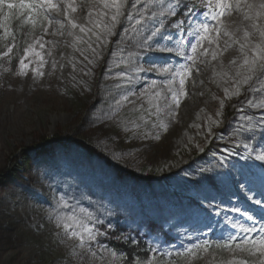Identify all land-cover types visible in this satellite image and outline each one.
Returning <instances> with one entry per match:
<instances>
[{"label":"rangeland","instance_id":"rangeland-1","mask_svg":"<svg viewBox=\"0 0 264 264\" xmlns=\"http://www.w3.org/2000/svg\"><path fill=\"white\" fill-rule=\"evenodd\" d=\"M170 2L174 3L175 0H165V6ZM75 3L78 9L74 14L77 22L89 28H92V25L87 23V14L92 9L96 17H101L99 14L101 10L103 13H110L102 4H98L97 0H75ZM134 3L137 7L131 8V14L136 17L138 12L143 13V23L135 25V19L127 23L120 36L119 45L122 47L133 49L146 45L152 37L147 35V39L142 35L148 23L155 21L153 27L158 26L163 33L177 26L173 23L176 17L166 15L159 19L161 18L158 15L161 10L159 0H151V2L135 0ZM182 3H189L190 7L192 4L197 5L194 11L179 17L190 21L192 24L190 29L185 24L182 28L175 27L177 29L172 30L175 38H171L163 47L172 48V52H161V48H150L154 53L162 56L170 54L169 57L158 62L160 59L156 61L152 56H147L141 63L142 67H139L136 61L128 67L133 77L140 78L143 74H148L150 77L147 80L163 84V90L157 85V88L148 87L150 90L146 88L141 92H152L155 99L157 92L162 94L157 103L163 109L161 116L167 119V130L159 125H152L154 118H157L155 107L151 109V105L145 104L144 108L139 109L136 105H132L135 104L134 101L125 103L117 116L103 123L87 125L85 116L89 111L88 93L94 81L96 79L100 81L103 77L101 70L105 69V63L99 59L94 62L100 42L96 40L93 32H91L93 37L89 41L79 29L70 27L65 29L63 36L58 33L52 35L51 33L56 32V26H52L49 33L43 36L42 42L45 48L40 49L37 46V51L42 53L45 62L41 66L35 56H30L25 61L29 64V68L27 75L24 76L17 75L18 53L15 50L11 63L7 58L0 59V200L3 199L5 192L13 189L19 193L15 192L16 200H30V198L39 200L42 191L31 177L38 173L34 167L35 160H40L38 168L41 169L43 164L51 167L52 174H59V179L53 182L51 173L44 176L40 172L39 182L42 184L43 181L54 188L58 203L66 204L63 208L69 210L72 218L84 220L88 227L98 231L97 239L88 242V250L85 252L84 249L75 246L78 241L69 238L71 231L81 230L72 218L65 221L69 224V228L65 230L62 226L57 227L58 220L46 219L43 216L49 212L46 206L36 205L35 211L38 216H32L29 226L37 233L46 232L43 249L48 250V253L43 259V264H130L113 249L114 243L122 242H142L148 248L145 261L131 264H147L148 260H153L156 264H227L233 259H248L253 264H258L260 259L258 255L230 252L215 247L216 244L227 242L232 235L210 237V234L216 231L219 213L214 226L209 228L208 232L202 229L199 232H190L188 237L182 238L185 234L181 229H178L180 233L176 237L172 235L170 225L160 221L153 222L147 209L138 215L135 208L130 209L127 205L130 202L135 207L141 203V200L144 202L141 198L142 191H150L153 187L163 185L164 182L172 179L171 176L178 178V175L184 174L181 180L186 176L190 177L191 174L184 171L196 161H201L199 159L211 146L208 143L211 136L224 135L231 121L235 126H232L233 131L227 135L228 145L248 143L255 135L252 132L245 133L249 124L243 123L244 119L238 117L239 110L242 111L243 107L249 106L245 102V97L239 95L233 98V102L227 101L225 105L221 103L223 96L220 94L221 91L218 92L219 57L227 62L233 60L234 53L231 47L222 51L216 61H213L210 55L208 57L198 55L197 64L192 66L191 76L185 85L187 95L180 97L181 103L178 108L172 105L175 115H169V109L163 108L164 96L168 97L169 104L172 103L171 94L165 87L166 82L171 78V73L164 72L163 69L175 70L181 65L191 64V61L176 53L179 50L191 54L189 41L195 43L196 39L194 35H189V32L198 27L200 21L204 19L199 7L200 0H182ZM18 11L13 10V16L7 24L10 30L15 31V45L18 49H22L24 41L32 42L34 36L41 34V30L37 26L35 31L31 32L30 26L18 16ZM152 12H156L157 16L153 18ZM5 14L7 9L0 13V21ZM103 16L106 22H110V14ZM123 16L124 13L120 17V23L124 21ZM241 19L234 14L232 17H226L225 22L230 20L239 22ZM100 20L102 21V17ZM234 28L235 25L233 30ZM96 30L95 32L100 31ZM119 30L115 28L113 32L117 34ZM69 31L73 35H68ZM102 39L108 44L115 41L110 36H104ZM225 39L227 38L222 37L221 44ZM103 45L101 49L104 54L107 46ZM205 46H207L206 42ZM93 48L95 55L92 52ZM0 49H3L2 42ZM89 60L92 63H89ZM125 60L129 61L128 58L119 59L120 66ZM36 69L43 75H37ZM88 73L93 75L92 78H89ZM173 87L179 88L178 78ZM247 88L248 85L240 86L243 96L247 93ZM249 96L253 102L264 99L262 93L248 94ZM147 99H150L149 95ZM233 106L235 107L232 108ZM146 109L155 114L147 115ZM204 116H213L210 117L211 123L203 122ZM145 117L146 122H144ZM157 134L159 140L155 139ZM75 161L78 164L82 163L84 169L77 168L74 165ZM195 175L201 178L204 173L195 172ZM168 183L172 184V181ZM121 203L126 204L125 207H120ZM143 205H148L149 208L152 206L148 202ZM241 208L243 209L244 206ZM81 209L85 211L81 212ZM86 214H92L93 220H88ZM167 223L174 224V221L169 220ZM242 226L255 227L259 231L264 227V222L253 224L250 221L248 226L246 224ZM244 235L237 228L233 232V236L237 238ZM248 235L253 236V233ZM17 236L14 242L10 241L9 236H4L7 245L4 246L5 249L0 245L2 248L0 264H13L11 261L5 262V254L24 247L30 241L29 233L26 231ZM236 242L239 240L234 241ZM205 243L211 245V249L208 252L194 249L197 253L196 258L190 257L186 252V249L193 248L194 245L203 246ZM92 252L96 253L95 257L91 255ZM113 252L116 253L115 257L112 255ZM35 259H39L38 263L42 264L40 258Z\"/></svg>","mask_w":264,"mask_h":264},{"label":"trees","instance_id":"trees-1","mask_svg":"<svg viewBox=\"0 0 264 264\" xmlns=\"http://www.w3.org/2000/svg\"><path fill=\"white\" fill-rule=\"evenodd\" d=\"M134 2L135 0H127V4L123 9V13L125 14V16H123L124 21L119 23L116 27L120 29L117 33L118 36L116 33L110 36L115 40L114 43H103L107 46V51L104 54L103 50L101 49L104 47V45L98 43L99 45L96 49V57H94V62L99 59V61L105 63V69L101 70L103 77L100 79V81L98 79L94 81V84L88 93L89 111L85 116V122L87 125L92 126L96 123H103L104 121L109 120V118L111 119L114 116H117L120 109L123 108L125 103L129 101H134L135 104L132 105H136V108L142 109L145 107V104H148V106L151 105L152 109L154 104L157 103V99H155L152 92L147 93L145 91L142 93L141 91H144L146 88L147 90H150L148 87L157 88V85L163 90V84L152 80H147L148 77H150L148 74H143L140 78L133 77L132 73L128 70V67L134 61L138 63L139 67H142L141 63L146 60L147 56H152V58L156 61L160 59L158 62H162L166 57H169L170 54H167V56H162L159 53H154V50L151 49L163 48L166 45V42H168L173 37L175 38L174 34H172V30L174 31V29H177L178 26H175L177 28L173 27V29L169 31L167 30L166 33H163V30L160 29V31L153 36L152 32L156 28L155 26L153 27V25H155L156 22L151 21L152 23H148L147 28L142 31L144 38H147V35L152 36L149 38L150 41H148L146 45L143 44L144 46L142 45L133 49H128L126 46L122 47L119 45L120 36L122 35V29L124 30L127 27V23L129 22L127 16L132 12L131 4ZM90 12L92 13L93 19L98 18L100 20L102 17V21L106 22L102 10L99 13L101 17H96L95 11H93V9ZM160 17L161 18L159 19H162V17L165 16ZM187 21L188 23H186V25L192 26L190 21ZM186 29H188L187 26ZM95 31L97 30L93 29L92 32ZM86 36L88 37L87 39H89V41L93 37L91 32H89ZM231 48L233 49L234 59L237 61L236 65H230V62L224 61L219 57L220 74L218 80V92L221 91L220 94L223 96V105H225L227 101L233 102V98L236 97L226 96L225 89L227 88L230 93L235 91L236 86L230 77L234 75V71L232 70L237 68L242 62V57L236 50L238 46L233 44ZM178 49H180V47ZM150 52L152 54H150ZM123 58H128L129 61L125 60L122 66H120L121 62H119V59L123 60ZM171 58L175 59L172 56ZM220 65H224L225 69H232L229 71L227 77L222 75ZM88 75L89 78H92L93 76L91 73H88ZM242 94L243 93L240 91V96L243 98L245 97L246 101V99L250 98V96L248 97V94L253 93H249L247 91V95L245 94V96H243L244 94ZM148 95L150 99H147ZM124 97H127V100H125ZM258 103V101H254V104ZM234 107L235 106L232 108ZM242 109L244 110H239L238 117L244 119L243 123H252L255 125L256 122L259 121L262 116H264V108L245 106ZM146 110L147 115H153L157 113H150V110ZM162 111L160 112L161 114ZM160 113H157V118H154L152 125L160 126L161 122L168 125L167 119H164ZM210 117L213 116H204L203 122L206 121L211 123ZM145 120L146 117L144 118V122H146ZM232 126H235L233 125V121L229 123V128L223 133L224 135L211 136L208 141L209 145L211 146L209 150H207L206 154L201 159H199L201 161H196L184 171L191 174L190 177L186 176L184 180H181L180 178L184 176V174L178 175V178L171 176L172 179L169 178L170 180L164 182L163 185L153 187L150 191H142L141 198H143L144 202L141 200V203L137 204L135 207H133V205L128 202V207H130V209L135 208L138 215H141V213L145 212L144 209H147V211L150 212V216H152L153 222L160 221L161 223L170 225L172 235L178 237V234L180 233L178 229H181L185 234L182 236V238H184V236L188 237L190 232H199L202 229L208 232V229L214 226L213 224H215L219 213V219L216 222V228L217 226L223 227L224 231L222 235L228 234V229H231L232 225L237 222L236 217L239 216V214L227 211V209L240 207L238 205L240 197L244 198L247 197V195H252V193H247V189L234 186L232 182L222 180L221 177L229 172L235 176L237 175L238 171L247 172L251 170L258 173L261 168H264V165L261 163V161L255 159V156L258 153L264 152V130L257 127L256 131L252 132L255 135L250 141H248V143L230 146L226 140L228 138L227 135L233 131ZM248 132L249 131L247 130L245 133L247 134ZM245 144H247L249 147L246 148ZM244 157L248 158L245 159ZM73 160L75 159L73 158ZM39 162L41 161L35 160L34 167L38 173L31 177L34 183L37 182L36 185L38 186L39 190L42 191V196L39 197V200H33V198H30V200H16L15 192H18L15 189L7 193L5 192L3 199L0 200V245L3 246V249H5L4 246L7 245L6 242H4L6 241L4 239L6 237L4 236L6 235L9 236L10 241L13 242L18 237L17 235L19 233L23 234L26 231L30 236V241L28 240L29 244L27 243L24 246L25 248L22 247L15 249L14 251L12 250L8 254H5V262L11 261L13 264H39L37 261L39 259L36 260L35 258H40V262L43 264V259L48 253V250L44 251L45 249H43L46 238L44 236L46 232L37 233L35 229L29 226L32 216H38V213L35 211L36 205H43L48 208V214L43 215L46 219L53 218L58 220V218H63L65 222L72 218L68 212L69 210L63 208L66 206V204L62 202L58 203V200L56 199L57 193L54 191V188H52L49 184L43 183V181L42 184L39 182L40 172H42L41 175L44 176L45 174L50 175L51 173V177L53 178L52 180H54L53 182L59 179V174H52L53 169L49 166L47 167V165L44 164L41 165V170L38 168V166H40L38 164ZM74 165L79 169H84L85 167L82 163L78 164L76 161ZM202 170L204 175L203 177L198 178L195 175V172L200 173ZM184 172L182 171V173ZM44 179H46V177ZM169 181H172V184H169ZM47 192L50 194H47ZM127 193L128 191L126 190L125 194L127 195ZM150 193L153 195L149 196ZM147 202L152 205L151 208H149L148 205H143V203ZM124 205L121 203L120 207H125ZM169 220L174 221V224L167 223ZM210 237L212 238V236ZM191 240H193V238ZM113 249L116 253H118V255L122 257L123 260L129 262L130 264L135 262H143L148 256V248L142 242L114 243ZM0 250H2V248H0Z\"/></svg>","mask_w":264,"mask_h":264},{"label":"snow or ice","instance_id":"snow-or-ice-1","mask_svg":"<svg viewBox=\"0 0 264 264\" xmlns=\"http://www.w3.org/2000/svg\"><path fill=\"white\" fill-rule=\"evenodd\" d=\"M151 2V0H149ZM98 4H102L103 8L108 9L110 14L109 21L104 22L92 18V13L89 12L87 23L92 25V28L87 27L85 24L77 22L76 16L78 9L76 7L75 0H0V13H3L7 9V14L3 16V20L0 21V42L3 43V49H0V59L7 58L11 63L12 55L14 50L18 53V72L17 75H27L29 64L25 61L30 56H35L41 66L43 65L44 57L40 51H37V46L40 49L45 48V44L42 42L43 36L49 33V29L52 26H56V32L51 33L56 35L57 33L61 36L65 34V29L70 27L71 29H79L81 33L87 35L92 32L93 29H100L98 32H93L96 36V40L103 44L105 41L102 39L104 36H111L114 34L113 30L120 23V17L123 14V9L127 4V0H97ZM161 10L159 11L160 16H172L177 19L173 21L179 28H182L186 23L187 19H179L180 16L185 13L194 11L197 5L189 3H182V0H175L174 3L170 2L165 6V0H159ZM132 8H136V3L131 4ZM202 10L204 19L200 21L199 26L196 27L189 35H194L196 42L191 43L189 46L191 54H187L184 51H177V55L182 56L184 59L191 61L190 65H181L175 70L164 68V72H170L171 78L166 82L165 87L171 94V104L168 103V97L164 96L163 108L169 109V115H175L172 111V105L176 108L180 106L181 96H186L185 85L187 79L191 76V68L197 64L198 55L202 57L211 56L213 61L218 60L222 51H226L233 44L238 45L236 49L242 57V62L237 68L225 69L224 65H220L222 75L227 77L229 71H234V75L230 77L235 84V91L229 92L225 89L226 96H239L240 86L248 85L247 91L249 93H262L264 94V0H200L199 4ZM19 10L18 16L22 17L25 22L30 26L31 32H34L37 26L41 30L39 36H34L32 42L24 41V47L18 49L15 45V31L10 30L7 21L13 16V10ZM115 9V11H111ZM241 17L242 19L237 22L230 20L225 22L226 17H232L233 15ZM108 15V13H103ZM152 17H156L157 13L152 12ZM62 17V19H61ZM127 19L132 21L135 19V25H141L143 23V13L138 12L136 17H133L131 13L128 14ZM211 21L213 23H209ZM246 22V23H245ZM163 22L161 21V24ZM213 24L215 26H213ZM133 25V29H135ZM233 25L235 28L233 30ZM191 27V25H189ZM160 31V28H155L152 35H156ZM68 35H73L71 31ZM222 37H226L221 44ZM79 39V38H77ZM205 42L207 46H205ZM87 43V42H85ZM91 48V44H89ZM180 45H178V48ZM202 49V51H201ZM161 52H172V48H161ZM95 55V49H92ZM51 53H49L50 55ZM87 59V57H85ZM89 63H92L89 60ZM235 59L230 61V65H236ZM37 75H43L38 69L35 70ZM179 82V88H174L173 84ZM161 93H156V98L159 100ZM127 100V97H124ZM249 106L264 108V99H261L258 104H254L252 99H246L245 101ZM223 104V102H221ZM157 113H160L163 109L159 103L154 104ZM251 119V118H249ZM161 127L167 130L168 125L161 122ZM243 127V126H241ZM259 127L264 130V116L256 122L255 125L249 123L248 131L255 132L256 128ZM239 131V129L237 130ZM155 139L159 140L160 137L157 134ZM245 147L249 146L245 144ZM247 159L248 157H244ZM255 159L264 162V152L258 153ZM203 171V170H202ZM222 180L230 181L234 186H238L242 189H247V199L255 207L252 209H241L240 207H233L227 209V211L238 213L241 217L246 220L256 223L255 214H258L261 220H264V168H261L259 172H253L251 170L244 172L238 171L237 175H232L231 172L221 177ZM256 193H259V198H254ZM81 209V212H84ZM88 220H93L92 214H86ZM80 231L73 230L69 233V238L78 241L75 245L84 249L85 252L88 250V242L95 241L97 239L98 231H94L88 227L84 220L78 218H72ZM98 220V218H95ZM63 227L65 230L69 228V224L64 222L63 218H58L57 227ZM232 227L237 228L245 235L242 237L230 236L224 244H216L217 249H227L230 252H247L250 255H258L260 259L258 264H264V227L258 232L255 227H244L242 225L233 224ZM249 233H255V236L248 235ZM239 242L234 243V241ZM211 245L205 243V245H194L193 248L186 249L188 255L192 258H196L197 253L194 251L202 249L204 252H208L211 249ZM83 254V253H82ZM91 255L95 257L96 253L92 252ZM115 257L116 253H112ZM147 264H156L153 260H148ZM227 264H253L248 259L229 260Z\"/></svg>","mask_w":264,"mask_h":264},{"label":"bare ground","instance_id":"bare-ground-1","mask_svg":"<svg viewBox=\"0 0 264 264\" xmlns=\"http://www.w3.org/2000/svg\"><path fill=\"white\" fill-rule=\"evenodd\" d=\"M186 40H188V39H186ZM263 164V163H262ZM264 165V164H263ZM254 198H259V193H256V195L254 196ZM248 199H246V197H244V198H241L240 197V200H239V202H238V205L241 207V206H244V209H252V208H254L255 206L254 205H252L251 204V202L249 201ZM242 209V208H241ZM236 219H237V222L235 223V224H238V225H249V222L250 221H244L243 222V220L245 219L244 217H241L240 215L239 216H237L236 217ZM255 219H256V223L255 224H261V223H263L264 222V220H261L260 219V217H259V215L258 214H255ZM216 227V226H215ZM217 228H221L220 230H217ZM217 228H216V231H215V233H213V234H210V236H212V238L213 237H216V236H221L222 235V233H223V231H224V228L223 227H219V226H217ZM235 229L236 228H234V227H232L231 229L229 228L228 229V231H227V233L228 234H232V235H230V236H233V232L235 231ZM257 230V229H256ZM258 232V231H257ZM225 233H226V231H225ZM252 234V233H251ZM256 234L255 233H253V236H255ZM222 236H225V237H227V234H223ZM229 236V237H230Z\"/></svg>","mask_w":264,"mask_h":264}]
</instances>
